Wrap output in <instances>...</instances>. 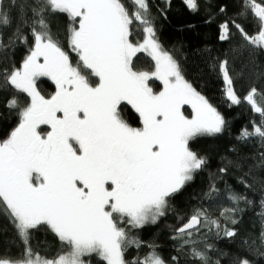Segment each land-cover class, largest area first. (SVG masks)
<instances>
[{
	"label": "snow or ice",
	"instance_id": "snow-or-ice-1",
	"mask_svg": "<svg viewBox=\"0 0 264 264\" xmlns=\"http://www.w3.org/2000/svg\"><path fill=\"white\" fill-rule=\"evenodd\" d=\"M184 3L193 12L204 6L211 22L213 0ZM237 3L234 17L218 25L219 40L231 42L235 32L239 47L252 55L264 52V0ZM163 4L158 11L166 16L171 0ZM215 10L227 16L228 5ZM60 15L67 19V49L56 24ZM249 16L253 32L238 22ZM157 33L150 0H129L128 5L124 0H0V96L8 93L3 103L7 115L0 112V121L16 116L0 139V231L7 221L22 244L18 257H0V264H92L93 257L102 264H260L253 257L264 259V151L247 165L246 158H224L215 178L208 173L202 196L217 200L219 180L231 206L222 207L216 218L194 207L172 229L175 255L165 260L155 241L133 234L174 212L173 201L208 168L210 158L192 143L222 135L228 127L226 118L185 79ZM20 48L24 54L17 62ZM139 53L151 58V71L136 67ZM219 67L227 82L226 99L239 105L229 61H219ZM41 77L55 85L47 97L37 87ZM153 78L163 82L161 91L150 87ZM257 93L252 86L243 99L260 114V123L253 122L251 131L241 129L237 139L258 138L264 146V106L256 104ZM124 104L138 114L139 127L124 119ZM184 105L194 110L191 118L184 115ZM245 166L248 171L238 182L252 189L245 179L250 177L260 186L259 243L240 236L237 227L256 201L224 180L230 167ZM41 229L60 242L51 258L32 247V233ZM210 237H239L240 247L229 253ZM133 247L148 252L128 260L125 254Z\"/></svg>",
	"mask_w": 264,
	"mask_h": 264
},
{
	"label": "trees",
	"instance_id": "trees-1",
	"mask_svg": "<svg viewBox=\"0 0 264 264\" xmlns=\"http://www.w3.org/2000/svg\"><path fill=\"white\" fill-rule=\"evenodd\" d=\"M125 4H129V0H124ZM152 5V15L158 28V36L163 46L174 55L179 61L183 75L193 88L203 95L208 101L226 118L228 127L222 135L202 136L197 138L192 146L195 150L208 155L210 164L205 172L200 173L194 184L188 187L174 201V212H170L167 218L163 219L158 225L146 226L142 230L134 231V235H138L144 241H155L159 245L158 251L160 255L167 260L175 255V242L171 239L173 235L172 229L178 227L185 222L192 214L194 207H204L208 209L209 214L213 217H219L222 207L231 206L230 201L226 199L225 183L217 181V187L221 189L219 198L215 201H209L202 196L207 191L209 183L208 173L215 174L224 158L235 160L237 157L246 158V165L253 160H258L259 152L264 151V146L258 138H252L247 141L238 140L241 129H252V124L260 123V114L255 113L253 106L243 98L248 94L250 87L255 86L258 93L255 96L256 104L264 106V52L257 50L254 55L250 54L249 49L239 47L240 37L234 32L231 42H222L219 40L218 25L228 17H234L235 12L239 8L237 0H213V18L209 21L208 13L201 7L199 12H193L186 7L184 0H171V7L167 10L166 16L161 15L158 8H163V0H150ZM220 4L228 5L227 16L216 12V8ZM238 22L245 24L246 30L253 32V18L248 17L246 20ZM67 19L64 15L57 17L56 24L60 31V40L65 49H67V41L64 37ZM11 31V29H6ZM23 49L16 51L14 59L19 62ZM138 58H134V64L139 70L151 71L152 60L145 54H138ZM70 58L75 63L76 56L70 54ZM227 59L229 61L230 74L234 79L235 90L241 97L239 105L231 104L225 97L227 82L223 78L222 71L219 67V61ZM93 82L95 78L93 77ZM150 85L154 91L158 92L162 86L156 81H151ZM37 87L41 94L46 97L55 91L54 83L48 78L37 81ZM8 93L0 96V112L7 110L3 108L4 99ZM21 103L25 101L22 94L20 96ZM185 116L191 118L192 111L188 107L182 109ZM122 115L124 119L133 127H139V116L135 110L127 104L122 105ZM16 123L15 114L7 116L6 120L0 121V139L5 138V134ZM47 131V126H41ZM248 171L245 166L243 170L229 168L227 176L224 177L227 185L231 186L238 193L247 194L249 198L254 199L253 207L246 209L242 220L237 227L240 230V236L248 239H255L259 243L258 237L261 231L260 218L256 215L261 211L259 206L260 192L259 184L254 183L250 177H245L247 182L252 185V189H246L238 180ZM243 207V205H241ZM184 219L181 220L180 218ZM210 242L217 244V247L235 253L240 247L239 237L235 240H213ZM31 244L35 252L40 256L51 258L60 250V242L50 232L45 229L34 231L31 237ZM22 251V244L16 237L14 229L3 221V230L0 231V257L9 255L18 257ZM148 252L147 247L139 250L129 248L125 254L126 259L132 260L137 255L143 256ZM212 254V253H210ZM247 255V253H245ZM215 258V257H214ZM264 264V259L253 257ZM228 259V258H225ZM92 264H102L95 257L92 258Z\"/></svg>",
	"mask_w": 264,
	"mask_h": 264
},
{
	"label": "rangeland",
	"instance_id": "rangeland-1",
	"mask_svg": "<svg viewBox=\"0 0 264 264\" xmlns=\"http://www.w3.org/2000/svg\"><path fill=\"white\" fill-rule=\"evenodd\" d=\"M139 54H145V55L147 56L146 53H139ZM137 55H138V54H137ZM149 58H150V57H149ZM43 78H47V77H41V78H39V80H40V79H43ZM151 81H156L157 83H159V84L163 87V82H162V81L153 78L152 80L149 81V85H150V82H151ZM150 87H152V86L150 85ZM152 88H153V87H152ZM153 90H154V88H153ZM161 90H162V88H161ZM161 90H160V91H161ZM130 106H131V105H130ZM184 107H188V108L192 111V113H193V115H194V110L191 108L190 105H184L183 108H184ZM183 108H182V109H183Z\"/></svg>",
	"mask_w": 264,
	"mask_h": 264
}]
</instances>
